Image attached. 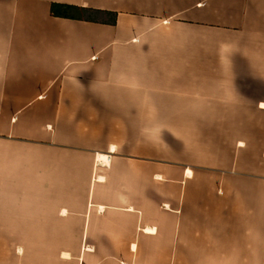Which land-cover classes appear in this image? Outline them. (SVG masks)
<instances>
[{
	"label": "crops",
	"instance_id": "obj_1",
	"mask_svg": "<svg viewBox=\"0 0 264 264\" xmlns=\"http://www.w3.org/2000/svg\"><path fill=\"white\" fill-rule=\"evenodd\" d=\"M0 264H264V0H0Z\"/></svg>",
	"mask_w": 264,
	"mask_h": 264
},
{
	"label": "trees",
	"instance_id": "obj_2",
	"mask_svg": "<svg viewBox=\"0 0 264 264\" xmlns=\"http://www.w3.org/2000/svg\"><path fill=\"white\" fill-rule=\"evenodd\" d=\"M52 15L55 17H61L66 19H74L80 20L82 19L83 15L94 16L95 12L83 10L80 8L72 7V6H65V5H52ZM112 20L111 23H115L116 18L115 15L111 14Z\"/></svg>",
	"mask_w": 264,
	"mask_h": 264
},
{
	"label": "bare ground",
	"instance_id": "obj_3",
	"mask_svg": "<svg viewBox=\"0 0 264 264\" xmlns=\"http://www.w3.org/2000/svg\"><path fill=\"white\" fill-rule=\"evenodd\" d=\"M101 159H102L104 162H106V163L108 162V158H107V157H102ZM18 251H19V250H18ZM66 256H67V255H66ZM64 257H65V256H64Z\"/></svg>",
	"mask_w": 264,
	"mask_h": 264
}]
</instances>
